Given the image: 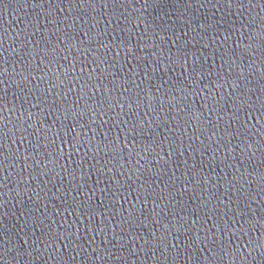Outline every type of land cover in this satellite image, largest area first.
Here are the masks:
<instances>
[{"label": "water", "instance_id": "1", "mask_svg": "<svg viewBox=\"0 0 264 264\" xmlns=\"http://www.w3.org/2000/svg\"><path fill=\"white\" fill-rule=\"evenodd\" d=\"M0 264H264V0H0Z\"/></svg>", "mask_w": 264, "mask_h": 264}, {"label": "snow or ice", "instance_id": "2", "mask_svg": "<svg viewBox=\"0 0 264 264\" xmlns=\"http://www.w3.org/2000/svg\"><path fill=\"white\" fill-rule=\"evenodd\" d=\"M70 91H71V89H70Z\"/></svg>", "mask_w": 264, "mask_h": 264}]
</instances>
